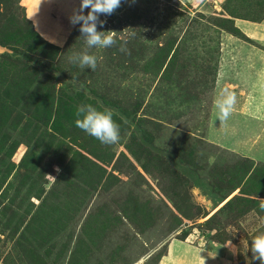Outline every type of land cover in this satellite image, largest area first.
Instances as JSON below:
<instances>
[{
    "label": "rangeland",
    "instance_id": "1",
    "mask_svg": "<svg viewBox=\"0 0 264 264\" xmlns=\"http://www.w3.org/2000/svg\"><path fill=\"white\" fill-rule=\"evenodd\" d=\"M78 5L0 0V264H247L264 232L249 89L264 91V37L233 18L259 22L264 0H122L100 17L117 44L89 50L95 71L68 59L86 47ZM222 88L237 96L223 124ZM81 104L114 110L119 143L75 126Z\"/></svg>",
    "mask_w": 264,
    "mask_h": 264
},
{
    "label": "clouds",
    "instance_id": "2",
    "mask_svg": "<svg viewBox=\"0 0 264 264\" xmlns=\"http://www.w3.org/2000/svg\"><path fill=\"white\" fill-rule=\"evenodd\" d=\"M130 4L135 3V0H124ZM122 0H79L77 8L72 10L69 16L71 25H79L80 38H83L85 48L83 51L73 53L69 56V62L77 65L80 69L90 68L95 71L98 57L90 53V49H107L117 44V32L112 30H100L106 23L100 19L101 16H111L117 9L121 7ZM99 25V27H98ZM121 51L126 49L121 46ZM76 84L75 78H72ZM83 85L76 87L80 91ZM237 104V96L235 92L227 88H222L214 100L216 109V117L221 124L227 122L231 117L235 105ZM75 126L94 137L103 145H115L121 139L120 125L113 119L114 110L107 107L97 108L92 104L78 105L75 111ZM261 203L259 208L264 211V199L258 198ZM250 251L252 257L247 260V264H252V261H259V264H264V232L254 236L251 240Z\"/></svg>",
    "mask_w": 264,
    "mask_h": 264
},
{
    "label": "crops",
    "instance_id": "3",
    "mask_svg": "<svg viewBox=\"0 0 264 264\" xmlns=\"http://www.w3.org/2000/svg\"><path fill=\"white\" fill-rule=\"evenodd\" d=\"M235 25L241 30L242 33H244L246 36L260 40V37H264V18L260 20L259 22H254L246 19H241V18H233ZM262 41V40H261ZM260 57L264 58V55H260ZM246 67H250L253 63L252 60H246ZM255 66H257V61L254 60ZM249 73H246L247 75ZM246 80H248L249 77L245 76L244 77ZM250 98L256 100V96L258 95L257 100H262L263 99V93L264 91L260 90H254L253 87H250ZM258 108H252L251 111H258ZM260 111V110H259Z\"/></svg>",
    "mask_w": 264,
    "mask_h": 264
}]
</instances>
